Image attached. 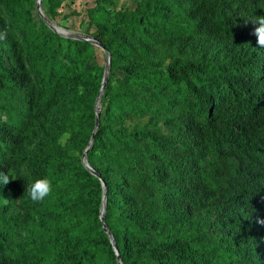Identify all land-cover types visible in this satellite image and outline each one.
Here are the masks:
<instances>
[{"label": "trees", "instance_id": "obj_1", "mask_svg": "<svg viewBox=\"0 0 264 264\" xmlns=\"http://www.w3.org/2000/svg\"><path fill=\"white\" fill-rule=\"evenodd\" d=\"M74 2L41 9L109 51L100 178L104 52L0 0V264H118L100 179L122 264H264V0Z\"/></svg>", "mask_w": 264, "mask_h": 264}, {"label": "water", "instance_id": "obj_2", "mask_svg": "<svg viewBox=\"0 0 264 264\" xmlns=\"http://www.w3.org/2000/svg\"><path fill=\"white\" fill-rule=\"evenodd\" d=\"M41 2L42 0H36V11L37 13L43 18V20L46 22V24L53 29L55 32L61 34L62 36L68 37V38H74V39H80V40H87L93 42L96 46H98L102 51L104 52V70H103V77H102V82H101V87L99 89L98 95L96 97L95 103H94V109H95V124L94 128L92 131V134L90 136L89 140V145L88 147L83 151L81 155V162L83 165L95 176L100 178V174L95 171L87 162L86 160V153L90 146L92 145L93 139H94V134L97 129V126L99 125L100 122V105L99 101L102 95V92L106 86L107 80H108V74L110 70V54L109 51L102 45V43L96 41L92 36L88 35L87 33L84 32H69L66 31L62 28L57 27L54 25L48 18L44 15L42 9H41ZM102 183V188H103V196H102V205L100 208V220L102 224V229L103 231L108 235L109 240L112 244L113 250L116 254V260L118 264H122L121 259H120V254L117 248V245L113 239L112 233L105 224V211H106V196H107V190H106V185L102 179H100Z\"/></svg>", "mask_w": 264, "mask_h": 264}, {"label": "clouds", "instance_id": "obj_3", "mask_svg": "<svg viewBox=\"0 0 264 264\" xmlns=\"http://www.w3.org/2000/svg\"><path fill=\"white\" fill-rule=\"evenodd\" d=\"M254 24L258 25L254 27L253 35L257 38V44L261 48H264V16L256 17L253 21ZM10 178H13L9 173L0 171V185H6L9 183ZM52 181L47 176L37 178L27 187V194L33 202H42L52 193ZM7 201V200H6ZM264 224V219L258 221ZM24 237H27L28 233H22Z\"/></svg>", "mask_w": 264, "mask_h": 264}, {"label": "rangeland", "instance_id": "obj_4", "mask_svg": "<svg viewBox=\"0 0 264 264\" xmlns=\"http://www.w3.org/2000/svg\"><path fill=\"white\" fill-rule=\"evenodd\" d=\"M92 3H93V0H75L74 4L72 5V8H75L78 11H84V8L87 5L92 4ZM121 4H127L128 6H130L131 2L122 1ZM63 11L69 12L70 9L69 8H64ZM60 18H61L60 16L57 17V20L59 21ZM79 20H80V17H70L69 19H66L63 22H58L59 24H56V23H53V24L56 25L59 28H62L64 30H66V31H69V32H83L78 27ZM92 29H93L92 27H89V31L92 30ZM99 61L100 62L104 61L103 56H101V53H100V56H99Z\"/></svg>", "mask_w": 264, "mask_h": 264}]
</instances>
